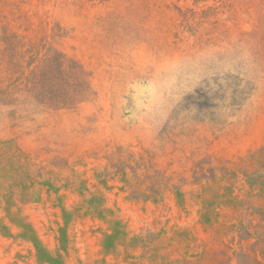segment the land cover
<instances>
[{"label": "rangeland", "instance_id": "rangeland-1", "mask_svg": "<svg viewBox=\"0 0 264 264\" xmlns=\"http://www.w3.org/2000/svg\"><path fill=\"white\" fill-rule=\"evenodd\" d=\"M0 264H264V0H0Z\"/></svg>", "mask_w": 264, "mask_h": 264}]
</instances>
